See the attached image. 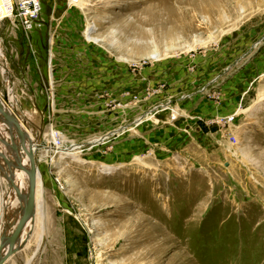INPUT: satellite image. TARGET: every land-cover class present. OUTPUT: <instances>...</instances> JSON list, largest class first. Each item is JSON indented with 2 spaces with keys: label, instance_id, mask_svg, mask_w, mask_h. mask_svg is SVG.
<instances>
[{
  "label": "rangeland",
  "instance_id": "374dc122",
  "mask_svg": "<svg viewBox=\"0 0 264 264\" xmlns=\"http://www.w3.org/2000/svg\"><path fill=\"white\" fill-rule=\"evenodd\" d=\"M41 1L32 33L0 22V85L50 149L9 264H264V0Z\"/></svg>",
  "mask_w": 264,
  "mask_h": 264
},
{
  "label": "water",
  "instance_id": "95a60500",
  "mask_svg": "<svg viewBox=\"0 0 264 264\" xmlns=\"http://www.w3.org/2000/svg\"><path fill=\"white\" fill-rule=\"evenodd\" d=\"M3 96L0 99V166L11 182L16 196L21 204V216L15 224L11 236L7 237L0 245V264H5L12 256L18 253L17 243L30 221L36 217V192L39 173V160L34 150V139L28 121H24L16 108H12L9 93L0 85ZM12 108V109H11ZM3 147V148H2ZM27 163L24 164L22 159ZM5 163H1L2 161ZM18 169L28 176L29 188L20 190L14 178V170ZM7 249L5 255L3 251Z\"/></svg>",
  "mask_w": 264,
  "mask_h": 264
},
{
  "label": "crops",
  "instance_id": "0c3cea01",
  "mask_svg": "<svg viewBox=\"0 0 264 264\" xmlns=\"http://www.w3.org/2000/svg\"><path fill=\"white\" fill-rule=\"evenodd\" d=\"M8 76L11 77L10 73ZM0 77H1L0 83L5 85L8 78L3 77L1 75ZM16 182L18 183L16 184L19 186L20 190L22 191L25 190L22 182H21L22 188H20V183L18 181ZM36 203H37V195H36ZM39 205L40 204L38 203L36 206L35 219L29 222L27 228L22 233L20 240L17 243L18 253L12 256L5 264H9L11 261L14 260V258L25 252V250L27 249L31 239L30 233L33 232L34 228L37 227V221L39 217V212H38ZM20 216H21V204L16 196V192L13 189L11 182L7 178L2 180L0 173V245L1 242H3V240H5L7 237L12 235L15 228V224L17 222L16 220H18ZM6 251L7 249L3 251V255H5ZM28 264H31V261Z\"/></svg>",
  "mask_w": 264,
  "mask_h": 264
},
{
  "label": "built area",
  "instance_id": "2783aa9c",
  "mask_svg": "<svg viewBox=\"0 0 264 264\" xmlns=\"http://www.w3.org/2000/svg\"><path fill=\"white\" fill-rule=\"evenodd\" d=\"M11 15L6 19L13 20L15 24L16 21L19 22L21 29L27 34L32 33L39 27L43 26L41 19L42 14V1L41 0H11L9 5ZM5 20V19H4ZM171 113L174 115L173 118L176 119V114L174 110H171ZM232 118L230 121H233ZM53 152L57 154L59 151L65 150V145L59 136H56L52 141ZM68 150V149H67ZM61 185L60 181H57Z\"/></svg>",
  "mask_w": 264,
  "mask_h": 264
},
{
  "label": "bare ground",
  "instance_id": "6f19581e",
  "mask_svg": "<svg viewBox=\"0 0 264 264\" xmlns=\"http://www.w3.org/2000/svg\"><path fill=\"white\" fill-rule=\"evenodd\" d=\"M101 1V0H100ZM71 3L72 4H74V3H77V4H80L81 6H84V3H85V1L84 0H71ZM11 4V0H0V22L1 21H3V18H4V15L5 16H7L6 18H8L10 15H11V11H10V9H9V5ZM0 44H1V40H0ZM3 71V70H2ZM8 71V70H7ZM5 76V75H4ZM2 82V81H1ZM1 84V83H0ZM11 85V84H10ZM4 86V85H3ZM12 86V85H11ZM8 88V87H7ZM6 88V89H7ZM13 88V87H12ZM10 89H11V87H10ZM12 91H10L9 92V97H11L10 98V103H11V106L10 107H12V108H14V105H15V103H16V101L14 100V97L13 96H11V93ZM16 97V96H15ZM16 99V98H15ZM11 108V109H12ZM2 128H3V126H1L0 125V132L2 131ZM0 138H3V135L0 133ZM93 144H95V143H91V145H93ZM3 148V147H2ZM34 150H36V152L37 151H45V152H47L48 150H50V149H47V148H45V147H43V146H39V145H37V144H35L34 145ZM76 151H78V150H75V152H73V154H75V155H70V153H68L67 154V151H64V152H62V154H64L65 156H73V157H76L77 156V152ZM42 159H44V156L42 157ZM2 161V160H1ZM22 162L24 163V164H26L27 163V160L25 159V158H23L22 159ZM1 163H5L4 161H2ZM4 167V166H3ZM2 166H0V173H1V177H2V174H3V168ZM14 178H15V180L16 181H18L19 183H20V188H22V185H21V182H22V184H23V186H24V188H25V190L27 191L28 190V188H29V183H28V176L25 174V173H23V172H21L20 170H18V169H15L14 171ZM7 177V176H6ZM4 178L2 177V180H3ZM17 183V182H16ZM18 184V183H17ZM37 184H38V180H37ZM16 203V202H15ZM14 203V204H15ZM17 206V205H16ZM18 207V206H17ZM16 221H18V220H16ZM17 223V222H16Z\"/></svg>",
  "mask_w": 264,
  "mask_h": 264
}]
</instances>
